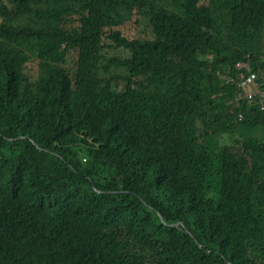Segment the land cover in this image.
<instances>
[{"label":"trees","instance_id":"obj_1","mask_svg":"<svg viewBox=\"0 0 264 264\" xmlns=\"http://www.w3.org/2000/svg\"><path fill=\"white\" fill-rule=\"evenodd\" d=\"M252 74L264 0H0V264H264Z\"/></svg>","mask_w":264,"mask_h":264},{"label":"built area","instance_id":"obj_2","mask_svg":"<svg viewBox=\"0 0 264 264\" xmlns=\"http://www.w3.org/2000/svg\"><path fill=\"white\" fill-rule=\"evenodd\" d=\"M232 81H234L237 86L251 98L253 102L264 101V83L261 84L258 82L256 74H252L240 81L234 79H232Z\"/></svg>","mask_w":264,"mask_h":264},{"label":"rangeland","instance_id":"obj_3","mask_svg":"<svg viewBox=\"0 0 264 264\" xmlns=\"http://www.w3.org/2000/svg\"><path fill=\"white\" fill-rule=\"evenodd\" d=\"M140 32H141L142 34H145V33L149 32V28H148V26H147L146 24H144V25L141 27ZM126 73H127V72H126L125 70H114V72H113V74H126ZM83 163H84V164H88L89 161H86L85 158H84V159H83Z\"/></svg>","mask_w":264,"mask_h":264},{"label":"bare ground","instance_id":"obj_4","mask_svg":"<svg viewBox=\"0 0 264 264\" xmlns=\"http://www.w3.org/2000/svg\"><path fill=\"white\" fill-rule=\"evenodd\" d=\"M247 65H249V63Z\"/></svg>","mask_w":264,"mask_h":264}]
</instances>
